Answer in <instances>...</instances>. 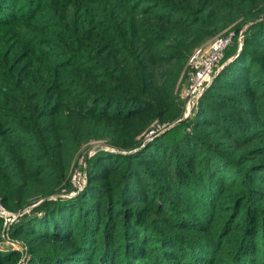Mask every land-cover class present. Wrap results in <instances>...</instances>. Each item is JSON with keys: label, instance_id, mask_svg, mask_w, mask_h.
Returning a JSON list of instances; mask_svg holds the SVG:
<instances>
[{"label": "trees", "instance_id": "1", "mask_svg": "<svg viewBox=\"0 0 264 264\" xmlns=\"http://www.w3.org/2000/svg\"><path fill=\"white\" fill-rule=\"evenodd\" d=\"M0 1V46L21 36L27 49L0 57V202L11 212L71 192L69 163L88 140L128 151L152 118H175L168 109L182 62L204 39L252 22L238 56L201 96L190 133L168 142L166 132L127 155L101 153L78 195L18 217L10 234L25 236L26 264H264V0H112V11L93 7L76 28L52 17L56 30L22 34L8 26L49 0ZM76 1L91 0L65 4ZM43 49L47 71L36 62ZM219 134L232 142L210 141ZM238 151L237 160L227 153ZM181 152L203 155L206 175L190 174ZM122 162L123 175H110ZM241 163L249 175H218ZM16 255L0 247V264Z\"/></svg>", "mask_w": 264, "mask_h": 264}, {"label": "rangeland", "instance_id": "2", "mask_svg": "<svg viewBox=\"0 0 264 264\" xmlns=\"http://www.w3.org/2000/svg\"><path fill=\"white\" fill-rule=\"evenodd\" d=\"M18 1L20 2V4L26 2L25 7H27L30 0H18ZM39 1H42V0H34L33 4L36 5V3ZM66 1L67 0H49V2L48 1L41 2V5L38 6L37 9H35V8H34L35 10L34 9H27L30 12V15H32L30 20L26 19L29 16H26V14H23L21 16L20 20H18V19L14 20L8 26V28L16 29V31L20 32V34L25 33V32H28V33H44V31H46L45 29H47V28L48 29H55V30L57 29L54 26H52V27L47 26L48 23L52 24L53 21H49V18L52 19V17H53L56 22H58V23L62 22V23L70 24L71 29H73V28L77 27V20H80L86 14L88 15V12L90 11L91 8H93V7L97 8L95 11L96 13L98 11L101 12V11H106V10L110 12V11H112L111 8L113 6L112 0H108L107 2H100V3H98V5L95 2L91 3L92 0L90 2H85V3L83 1H81V2L76 1V2H72L71 4H69V6H66L67 5V4H65ZM98 6H100V7H98ZM27 10H25L26 13H27ZM51 24H49V25H51ZM235 24L236 23L229 25L224 32H235L236 33V31H238L239 33H244V32H246V30L250 26H252V22H250V23L242 25L241 27H239L237 29ZM221 33H223V32H221ZM219 34H214L210 38H207L206 40L204 39L202 41V43L199 44L198 46H196L193 50H195L199 47H207L211 43L212 39ZM20 43H21V36L18 37V40H15V41L11 40L10 42H6L3 46H0V55H1L0 57L1 58L5 57V58L10 59L12 57V53L15 49L21 50L22 53L27 51V49L23 48L22 44H20ZM235 44H236V42H233L231 47H229V50H227L225 57H224V60L222 61L221 65L218 67L219 70L214 74L213 80L218 75L219 71L223 69L221 67H223L226 63H228V61L231 60V58L236 54L237 49L235 48ZM45 52H47L49 54L48 58H45L43 56V53H45ZM189 56H190V54L182 62V71L180 72V75L177 79V82L174 85V88H173V95L174 96H173V99L171 98L172 104H171V107L168 109V113H169L171 118L174 117V115H177L175 118H172V120H170V121L159 120V118H154V119L152 118L150 120L151 121L150 125L148 127H146L143 132H141L139 135H137V137H136V141H137L136 144L137 145L135 147H133L132 149H129L128 151L118 150L117 148L111 147V145H109V141L107 139H96L95 138V139H90L87 142H85L84 144H82L79 151L75 155L73 161L69 163V168L67 170V175H68L67 181H68V184L70 186V189L72 188L71 192H68L65 194L55 192L53 194H48L47 196H44V197L35 198L30 203V205H28V207H26L24 209V211L11 212V211L7 210L1 204L8 214L14 215V217H15L13 219V221L11 219H9L10 221L6 220V219L5 220L1 219L0 247L2 250H5V251L13 250L14 252H16L18 254L11 261L7 262V264H26L27 263L26 261L29 259L28 258L29 257L28 247L26 245L27 243H26L25 236L21 235L20 237L12 238L11 234H10L11 227L18 223L17 222L18 217H21L23 214H25L23 212L29 210L34 205H39L41 202H43L45 200L55 201L58 198H73L76 195H78L81 191H83V189L85 188V186L87 184L89 170L91 169V167H94L93 166L94 160H95L94 157L98 156L101 153L102 154L103 153H117V154L119 153L121 155H127L130 153L137 152L138 150L143 149L148 144H150L154 141H157V139L159 140V138L162 135H164L166 132H170V131L173 132L172 130H174V129L177 130V128L179 130H181V129L182 130L181 131H175L173 133L170 132L169 134H167L165 141L170 142L174 136L178 135V133L180 134L182 131L186 132V133H190L192 126L196 125V120L198 119L196 117V115H197L198 110H199V107H198L199 102L197 103L196 107L193 110H191L190 114L186 115L185 101L183 98V91L187 85L188 70L186 67V61L189 58ZM37 57L39 59L36 62L42 61L41 64L45 67V70L47 71L46 65L49 64L48 61L50 58V51L47 49H43L40 52V55H37ZM20 61H23V60L21 59ZM26 62L27 61L19 64L18 66H20ZM34 67H35V64H34V66L31 65L30 70H29V76H33L35 79L38 76V72H37V70L34 69ZM1 70H2V66L0 65V72H1ZM42 70L45 71L44 69H42ZM1 79L2 78L0 77V81H1ZM212 81H211V83H212ZM211 83H210V85H211ZM227 113L230 114L231 112H227ZM237 117H239V116H237ZM259 118L254 117L253 119L257 120ZM135 122H130V123H128V125L124 124L125 125L124 128H126V130L121 129L119 136H122V138H123L127 134L132 133L133 126H134L133 124ZM185 123L190 124V126L187 128H184V127H186ZM183 124H184V126H183ZM157 130H160V131L158 133H156ZM213 130H214V126H209V127L199 128V130H197V132L198 133L200 132V134H205L207 131H213ZM152 131H154L155 134L153 135V137L150 138V137H148V134ZM231 137H232L231 135H226V138H225L224 134H219V136L211 137L210 141L214 140L215 142H220L221 144H224V143H228L227 141H229V140L232 142ZM235 144H237V143H235ZM185 146H188V144ZM178 151H181V150H178ZM181 153H182L181 156L184 157L183 161H188L190 163V165H192V169L190 171V174H192V175H206V173L208 172L207 167L204 166V163H203L204 161L200 160L203 158V155L199 156V154H192L191 156H189L188 154H185L184 152H181ZM227 153H230V154L232 153L231 155L233 156V158L235 160H237V158L241 155V151L227 152ZM218 160H220L219 157H218ZM122 161H124V160H122ZM233 165H234V167H231V166L221 167V172L218 173V175H249L248 173L245 174V169L247 168L248 164L241 163V164H239V167L235 166V164H233ZM148 166L150 167L151 171H156L158 173L164 172L162 167L155 166L154 164H152V162L149 163ZM133 167L134 168H133V172L131 175H138L139 174L138 168H136L135 166H133ZM125 168H126L125 163L122 162L121 164H118L116 167L111 169L112 171L110 170L111 171L110 175H123L124 171H126ZM176 174H178V172H176ZM176 174H175L174 170H171L170 175H176ZM212 175H214V174H212ZM240 178L241 177H239V179ZM259 181H264V179H261ZM262 185H264V184H262ZM66 187L67 186H65V188L61 189L62 192H64V190L67 189ZM239 187L241 188V186H239ZM233 190H235V189H233ZM256 191H257V189H256ZM233 193L234 192H231L230 194H228V197L233 196L234 195ZM226 195H227V193H224L222 195V199L225 198ZM219 203L221 204L220 205L221 207L225 206V204H222V201H220ZM37 216H39V214H37ZM231 235H233V234H231Z\"/></svg>", "mask_w": 264, "mask_h": 264}, {"label": "built area", "instance_id": "3", "mask_svg": "<svg viewBox=\"0 0 264 264\" xmlns=\"http://www.w3.org/2000/svg\"><path fill=\"white\" fill-rule=\"evenodd\" d=\"M235 41L237 45L243 42L242 33L223 32L214 37L207 47H199L189 56L186 64L188 70L187 85L183 91L186 115H189L191 110L196 107L224 60L226 51ZM159 131L157 130L156 133ZM154 134L152 131L148 137L151 138ZM14 218V215L8 214L0 203V219L13 221Z\"/></svg>", "mask_w": 264, "mask_h": 264}, {"label": "water", "instance_id": "4", "mask_svg": "<svg viewBox=\"0 0 264 264\" xmlns=\"http://www.w3.org/2000/svg\"><path fill=\"white\" fill-rule=\"evenodd\" d=\"M242 36H243V33H242ZM241 48H242V42L239 43V45H237V50H236V54L231 58V60L228 61V63H226L224 66H227L230 62H232L239 54V52L241 51ZM221 67V68H224ZM219 70V69H218ZM37 205H34L33 207H31L29 210L23 212V213H29L31 211L32 208L36 207Z\"/></svg>", "mask_w": 264, "mask_h": 264}, {"label": "crops", "instance_id": "5", "mask_svg": "<svg viewBox=\"0 0 264 264\" xmlns=\"http://www.w3.org/2000/svg\"><path fill=\"white\" fill-rule=\"evenodd\" d=\"M229 50V49H228ZM227 52V51H226Z\"/></svg>", "mask_w": 264, "mask_h": 264}]
</instances>
